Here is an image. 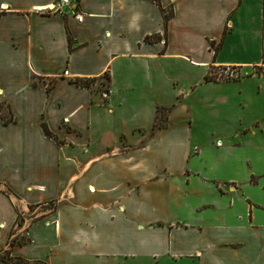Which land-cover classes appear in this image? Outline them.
<instances>
[{
	"label": "crops",
	"instance_id": "0c3cea01",
	"mask_svg": "<svg viewBox=\"0 0 264 264\" xmlns=\"http://www.w3.org/2000/svg\"><path fill=\"white\" fill-rule=\"evenodd\" d=\"M54 1L0 0V264H264V0Z\"/></svg>",
	"mask_w": 264,
	"mask_h": 264
},
{
	"label": "trees",
	"instance_id": "16d2710c",
	"mask_svg": "<svg viewBox=\"0 0 264 264\" xmlns=\"http://www.w3.org/2000/svg\"><path fill=\"white\" fill-rule=\"evenodd\" d=\"M164 20L167 19V15H164L163 16ZM147 39V38H146ZM216 50L217 48H213V54L216 53ZM105 78V80L107 81L109 79V75L108 73H105V75L103 76ZM96 81V78H89V79H83V78H76L73 80V82L79 86H82V87H90L91 84H93L94 82ZM9 107L7 104L3 103V104H0V117L4 120L5 123H9L11 121H13V116L11 114V112L8 110ZM5 110H7L8 114L6 113L5 114ZM163 109L162 108H159L157 109V114H156V118H155V122H154V126L155 127H158V126H161L162 125V121L164 120V117L163 119L161 118V111ZM42 128H43V133L45 136L51 138V139H56L55 136H53V134L47 129L46 125L43 124L42 125ZM20 243H27V241H21ZM11 261H14L18 264H41V263H38V262H34V263H29V262H26V261H22L20 259H10Z\"/></svg>",
	"mask_w": 264,
	"mask_h": 264
},
{
	"label": "built area",
	"instance_id": "2783aa9c",
	"mask_svg": "<svg viewBox=\"0 0 264 264\" xmlns=\"http://www.w3.org/2000/svg\"><path fill=\"white\" fill-rule=\"evenodd\" d=\"M65 6L72 7L71 0H55L50 6H48L45 11H56L60 12L62 8ZM75 17L78 21L82 20L83 14L80 12H75ZM208 75L210 77H217L220 79H230V78H236L237 72L233 69H224V70H212L211 72H208Z\"/></svg>",
	"mask_w": 264,
	"mask_h": 264
},
{
	"label": "rangeland",
	"instance_id": "374dc122",
	"mask_svg": "<svg viewBox=\"0 0 264 264\" xmlns=\"http://www.w3.org/2000/svg\"><path fill=\"white\" fill-rule=\"evenodd\" d=\"M212 70H214V69H209L208 72H211ZM208 72H207V77L210 78V79H213V80H227V79H220V78H217V77H210L208 75ZM237 77H238V73H237ZM95 84H96L95 91L97 92V94H101L103 91L104 92L106 91V88H105L106 81H105L104 77H101L97 82H95ZM162 109L163 110L161 111L160 114H161V118L163 119V117H165L166 109L165 108H162ZM47 207L48 208H52L53 205L49 204Z\"/></svg>",
	"mask_w": 264,
	"mask_h": 264
}]
</instances>
